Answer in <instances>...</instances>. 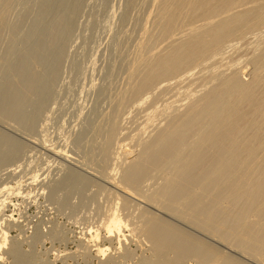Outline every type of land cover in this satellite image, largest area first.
Listing matches in <instances>:
<instances>
[{
  "label": "rangeland",
  "instance_id": "obj_1",
  "mask_svg": "<svg viewBox=\"0 0 264 264\" xmlns=\"http://www.w3.org/2000/svg\"><path fill=\"white\" fill-rule=\"evenodd\" d=\"M1 1H0L1 3L0 7L2 8L1 9L2 11L1 10L0 11L3 12L2 13L3 15L0 14V16H4L2 22L3 23L6 22V23L1 24L2 28L0 27V90L2 87L6 85L7 82H11V78H12L10 74L11 71L16 72L15 69H17V71L19 70V73H17L18 75L15 74L14 75L18 76V78L21 77L22 75L23 78H21V80H24V78L26 79L25 76H28V74L30 76L32 71L33 72L35 71L34 56H38L40 58L37 60L38 57H35V61L38 63V68H39L38 74L37 71H35L36 75L34 72L32 73L34 75L30 76V79L28 77L27 81L32 79L31 81L27 82L25 80L26 84L28 83L27 84L28 92L29 93L30 92L34 93L35 91L36 92L34 93L33 102H31L30 104L26 103L28 104V106L26 105V108H24L23 118L20 121L18 120V122L16 123L17 121L16 119L15 121L13 120V118H7L4 117L3 115H0V119H1L0 130L3 131V132L1 131L3 134L6 133L5 134L6 137H8L12 145L16 147V154H17L15 155L16 157L14 156L15 159L12 157L8 159L2 158L4 160H0V162L2 163L5 160H9V161H5L4 164L0 163V168H1L0 183L2 182L1 184H3L4 181H5L4 183L6 182L9 183L11 180L12 184L15 183L17 184L18 181L22 179L21 180L22 185L20 184V182L19 185H21L20 188L22 187L21 191L23 192L22 195L21 194L17 196L12 195L10 198L11 201H9L10 204L6 205L3 210L4 213L8 214V215L6 214L3 215V217L4 218H7L8 216L10 218L14 217L11 219L14 221V224H12L13 221L9 222L7 219L0 221V227L5 228L6 226L7 230H9L7 244H5L4 247H2V249L0 250V255H1V251L3 253L2 254L3 258L0 261V264H15V261L13 260L14 258L11 256V253L9 252L7 253L8 248L10 247L12 242L13 243L15 242L16 245L20 244L19 245L20 247L18 246L20 248L19 251L20 252L23 251L22 254H24V257H26L25 261H22L23 264H118V263L143 264L147 260H148L147 262L149 261L152 262L151 259H153L154 257L151 256L152 253H149L151 252V250L150 249L145 250L146 248H149V246L147 247L146 245L145 246L143 245L140 247L139 242H137L138 239L135 238L134 236H130L129 239H127L126 241L124 240L123 243L120 245L117 242L116 238L115 239L113 238V240L110 241L109 238H105L103 235H101V238L99 240L101 243H105V245L108 246V250L105 251L106 253H101L99 255L96 254L94 247L90 245L92 243L88 241L89 240L88 230L90 229V227L92 228L96 227L97 224L102 221L101 219L104 218L105 213L102 215L99 211L104 210L102 211V213L105 212L108 206L112 202V198L110 197V194L107 193H109V190H111L113 187L110 184H108L103 179V177H99L100 176L99 172L102 169L103 170L105 169L104 173L109 172V169H111L110 170L111 172L113 170H116L114 171L116 172L115 176H118L117 178H120L119 177L120 174L122 176L123 171L128 167V166L126 167V165H129L128 163H130L133 158L137 157V155H140V152H142L140 151L143 150L142 149L143 145L141 144H143V142L147 143L149 142V140L151 141L156 136L157 134L156 132H158V130L164 128L167 123L171 122L170 120H173L170 119L172 117L171 114L175 116L177 115V113L174 112L177 111L179 113V111L180 112H182V110L184 111V109L188 107L187 103L191 100V98L194 95L195 98L203 95L207 90L211 89V87L217 86V84L220 83L219 81H221L222 77H227V75L229 77L232 76L234 73V75L240 77L242 81L244 82L250 81L253 78L255 71L257 70L256 67L257 65L254 62V59L257 56L256 53L258 52L257 54H260L262 51L260 49H262V47L264 46L263 44L264 24L261 25L260 28L258 27L259 29L256 28L258 32L256 31V29H250L252 31L247 29V31L244 30L246 34L243 33L244 31L241 32V34H243L244 36L239 33L241 36L237 34L238 35L237 37V35L235 34L236 35L235 37L237 38L232 37L234 38V40L232 38H229L230 40L231 39L232 40L230 41L228 39L230 43L226 41L227 43H225V45L226 44L227 45L226 46L222 45V48H220L221 52L216 50L217 52H214L215 53V54L213 53L214 55L212 54L214 57L209 56L208 59L203 58L205 59L204 61L206 62H204L203 59L198 61L197 58H199V56H196L197 58L195 57L194 59H191L190 55L185 50L181 55L177 57V61L172 65L169 64L167 65L164 59L162 60V63H160L161 61L153 60L149 66V70L151 71V74L155 75L158 78H161L162 75L166 77L159 79L160 82L159 80H157L155 83H153V79H151L149 81V85L145 87L146 84L140 85L141 82L140 79L142 78L143 80L144 76L146 75L144 71L147 70V68H143V70L145 69L144 71L141 70L143 73L141 72L142 75L140 74L139 77L137 76L138 78H136L135 76L136 80H134L135 78L132 79L133 81H135V83L131 80L133 85L131 81L128 82L129 78H127L128 75L127 69H129L128 67H130L131 61L133 60V58H135L134 56L136 52L134 53V50L136 49L137 43L140 41V38L142 37V34L140 33L143 31L144 25L145 26L147 25V28H150V31L152 32L154 31L153 35L156 36L155 33H158L159 26L157 25L156 21L153 20L154 24H152L151 23L152 20L147 21L146 19L150 12L154 13V11H156V8H154V4L152 3L153 0H143V1L139 0V2L138 0L137 2L136 0L135 1L132 0L131 3H130L131 0H82L81 1L82 3L80 4V8L78 9V12L75 15L76 17H74L75 19L73 20V25L71 27L72 29H70L71 30L70 36L68 37V39L66 38L67 40H65L62 46L63 49L65 47L66 48L64 49L62 58H60L59 60L60 65L58 63H57L58 65L56 64L58 68V69L56 68L57 70L55 69V66L52 65V68L54 67L53 69L55 70L54 73L50 72L51 67H48L50 68V70L49 72H47L48 70L47 66H50L51 64H49L50 62L47 64L45 63L48 62L47 60L48 55L47 53H45L46 49L40 52L38 51L40 54H37V51L34 52V50L33 51L30 50L31 52L29 51V49H31L35 45L36 37L40 36L41 33L39 32L41 31L38 32L39 33L38 36H36L37 35L36 34L34 35L35 36L34 38L30 37L31 39L27 41L29 36L28 31L31 25L33 26L34 23L33 20L38 18L37 14L38 11H40L39 9L41 8L39 5L42 6L41 3L43 0H11L12 3H10V0H7V2L9 1V5L5 2L6 0H4V2ZM57 1L58 0H54L53 2L52 0L51 2L53 3L52 6ZM58 4L59 6L62 5V3H59V1ZM2 5H4V8ZM67 5L69 4L67 3ZM8 6L10 9L8 8ZM60 7L61 8L57 11V14H62V13L65 14L68 11V8L66 11V7L69 6H65V8L63 6ZM7 8L9 12L7 11ZM6 14L8 15L6 16ZM55 14L54 15L52 14L50 18H48L50 19L49 21L53 19L52 17L55 16ZM35 16L37 18H35ZM0 18H1L0 20H2L3 17ZM41 25H43V22ZM137 35H139L140 38H138L139 36ZM147 37L143 38L144 42L148 41ZM155 38L159 39L158 34ZM151 40L154 41L153 42L149 41L150 42L149 45L151 43H154L153 45L151 44V46L157 47L156 53L159 52L160 49H162L164 53L166 52L165 48L166 50H168L167 48H169L170 50V47H166L168 46L166 45L167 42L163 41L164 42L163 43L161 42V40L160 41L158 40L159 41L158 46L159 47L161 45L163 46L158 49L157 46L158 41L155 40L154 38ZM60 43L61 42H57L56 46L54 47L55 50L57 46L60 45ZM231 43L234 46H232ZM259 43L261 44L260 46L263 45L259 49L260 53L259 50H257L260 47ZM256 44L258 45V47ZM55 50H53L54 51L53 54L55 53ZM254 50L257 52L254 53ZM246 52L249 53L247 54ZM166 53H168V51ZM42 55H45L47 59L45 57L43 58ZM162 56H164V54ZM41 58H43L45 61H43ZM26 60L28 61L32 60L31 62L33 64H31L30 61L27 63ZM41 63H43V65L46 64L44 65L46 69ZM217 63H219L220 65ZM25 65H27L28 67ZM29 66H31L30 68L32 67L33 68L29 69ZM41 67L44 68L45 70L40 69ZM207 67H209L208 68L209 70L207 69ZM21 68L25 69L27 72L24 73L25 70H23L22 72ZM214 69L216 70L218 69V70L216 71ZM41 70L46 71L47 73L43 72L44 73L43 74ZM39 71L41 73H39ZM56 71L57 72L59 71L58 73L59 76L57 75ZM49 73L51 75H54L53 78H55L52 87L50 88L47 87L43 91L42 90L37 91L38 87L35 86L36 84L34 85V83H36L35 77L38 78V75L40 74L39 77H42L41 75H43L44 79L48 80L51 76ZM139 73L137 75H139ZM19 74L21 75L19 76ZM215 74L218 75L219 77L218 76L216 77ZM47 75L49 76V78H45ZM55 75L57 76V78ZM197 77H199V79ZM214 77L216 78L215 80ZM205 78L208 79V81H206ZM218 78H220V80H218ZM33 79L35 82H33ZM162 79L165 80V82ZM180 79L181 81L179 82ZM48 81H50V79ZM135 84L137 86H140V91H142L140 94L137 91H135L136 89ZM11 85L13 86L14 84ZM28 85L32 86L31 87L32 90H29L30 86ZM130 86L131 87L134 86L132 88L135 92L132 91ZM6 88H5L6 92L4 95H2V98L0 94V100L1 99L3 100L0 101L1 103L0 105H4L5 103H7V101L9 103L11 97L10 95L15 89V88L10 89V86L8 85ZM124 89L125 91L127 89L129 90L128 92L127 91L125 92ZM163 89L166 90L164 91ZM192 89L194 92L192 91ZM47 90L49 91L47 92ZM121 90L125 94H123ZM112 91L115 92L112 93ZM130 91H132V93H130ZM186 92L188 94L192 93L191 94L192 97L190 95L187 96L188 94ZM7 93L9 95H7ZM126 93L130 95H126ZM178 95H180L179 98L182 101L179 100V98L177 97ZM7 96H10L8 98L9 100H6L5 97ZM141 97L144 98V101L141 100L142 103L140 102L138 104V101ZM24 98L27 99L28 97L25 96ZM117 98H121L122 100L121 99L117 100ZM174 98H177V100L180 101V102L178 101L175 102L177 104V107L180 109L175 107L176 104L173 105L175 108L171 106L172 110L167 109V111L164 110L165 114L164 113L160 114L159 117L160 120L157 119V121H155L157 124L154 122L155 124L152 123L154 124V126H152V124L150 126L148 125L147 127L150 128L149 129L147 128L146 130L147 132L144 131L145 133L141 131L140 129L141 124L143 125L144 124L143 121H145L147 118V113L149 112L148 110L149 106L152 107L156 102L155 105L157 107L163 108L165 104H170V102L172 103L173 100H176ZM27 100L29 101V99ZM39 100L44 101V102L41 101L44 106L41 104ZM119 100L121 101L119 102ZM164 100L165 102L163 103L162 101ZM113 104H115V106ZM121 104H123L124 106ZM133 105H135V107ZM244 105H245L244 103L241 104V106ZM0 111L2 112V108L0 109ZM124 112L127 113L125 114ZM111 113L114 114L115 116L112 115ZM245 119H249V118H245ZM99 121L101 124L99 123ZM8 122L9 124H7ZM5 124L7 126H5ZM8 126H10L11 128ZM113 130H115V132ZM112 131L113 133L116 134V136H114L115 140L113 138ZM135 132L137 133V135L139 133L138 136L141 137L132 136V134H134ZM108 133L112 135L109 137L113 142L111 141L108 142V140H110L107 137ZM3 134H2L1 144L3 145L6 144L5 145L6 147L4 146L5 149L4 151H6V153L8 151L9 153H11L12 150L10 151V145H8L7 141L4 140L5 135ZM94 139L95 141H93ZM34 141H36L37 143H35ZM42 141L43 142L48 141L47 144L58 147V151H60V154L56 155L54 153L53 148L45 149L44 147H42L41 144ZM130 142L131 143L134 142V143L131 144ZM39 143L41 144V146ZM126 144L128 145L130 144V146L127 147H129L130 153L132 154L130 153L126 154L125 153L126 150H123V147ZM120 147L122 148L121 150ZM112 150H114V152ZM92 151H94L95 153L94 152L91 153ZM123 152L126 155L124 154V156H122ZM247 152L248 151L243 152V157ZM2 153L4 152L2 151L1 155H3ZM103 153L105 156L103 155ZM115 153L116 155H114ZM4 155L3 157L8 156V155L5 156ZM87 155L88 156L92 155V156L88 157ZM12 159L15 160V163ZM78 160L79 161L82 160V161L79 162ZM88 161L92 162L90 163V165L92 164L93 167L97 168V170L99 169V172L95 173L97 175L95 176L92 174L88 175L89 178L92 176L90 180L92 179V181L94 182L91 181V184L85 189V191H84V187H82V190H78L76 189L78 187H75L74 192H71L70 194L66 192L69 201L66 199V194L62 199H60V197L59 198L55 197L59 195V194H55L53 199L51 197L53 195L51 194V192H54V190L50 189L53 186V184L56 181H58L68 170L70 171L71 169L72 170L76 169V171H81L80 173L88 174L85 170L82 169L88 164ZM114 161H116V163ZM78 163L80 164L83 163V164L79 165ZM10 165L14 169H11ZM92 165L90 167H92ZM99 165H101L100 167L102 168H100ZM123 167L125 169H123ZM33 175H36L37 179L35 178L34 180L33 179L31 180L30 178ZM155 175L153 174L151 178L149 177L151 180L149 178H146L148 179V181H146V183L144 181L145 184L142 183L143 187L142 186L141 187L143 191L146 190L147 193L148 192L152 193L158 190L162 186V184L164 183L163 177L157 176L159 174H155ZM153 176L154 178H152ZM83 180L85 183H87L86 178ZM102 185L104 186V188L107 185L105 191H103L104 190L103 187H100ZM56 188L60 189V187L58 186ZM106 189H107V193L105 194ZM61 190H65V189L61 188ZM75 191L79 194H77ZM168 199L170 200V198L168 197L158 198L160 202L157 205L163 208V210L160 209L163 212L155 210V208L153 207L150 206L148 207L144 203H142V206L146 210L157 211V214L159 213L168 220H172L174 224L176 223V225L182 228L184 231L186 230V232L188 231L193 235L202 239V242L204 241V243L206 244L205 249L207 250V252L205 251L206 253H204L203 257L207 258L210 264H221L223 262L221 260L222 257L224 260L225 259L224 257L227 256H233L234 258L239 259L246 264H263L261 260L255 259V257H252L249 254V252H251V250H249V247L252 245L254 241H256L257 246L254 247L253 250H255L258 253L263 251L264 253V241H263L264 227L260 230H258L257 228L258 223L264 222V218H262L259 215L258 210H254L252 214L247 215V213H245L243 215L241 220H243L244 228L239 235L226 233L225 235H223L224 238L222 237L223 239H221L220 235L222 234H220L219 237L217 236L219 234V231H214V230H211V232L208 230H205L206 232H204V230L200 231L201 229L192 227V224H190L189 222H186L183 219L181 220L173 215L171 216L166 210H164L165 206L168 205L169 202ZM63 201H65L66 203ZM161 201L162 202L164 201L165 203H162ZM105 203L106 206H104ZM216 205L217 207H219L220 203L219 204L217 203ZM216 205L213 207V209L216 208ZM120 208H122V206ZM138 210L139 209L132 207L131 210H125L123 213L125 214L132 212V215L135 218V216H139V213L141 211ZM9 214L12 216H10ZM140 217H138V219H140ZM130 218L132 220L131 216ZM256 230L259 231V232L257 231L258 233L257 237L254 236V232ZM246 231H248L250 236V240L248 241L244 239ZM215 233L217 235H215ZM5 251L6 253H4ZM208 253L210 254V256L214 255V257L212 256L211 257L212 259H210V256L208 257L209 255ZM214 253L215 254L217 253L216 255L219 254V256L217 257V259L219 260L216 259L217 261H215L214 258L216 257V255ZM223 253L224 254L227 253L228 255L227 254L224 255ZM57 254H59L60 256ZM203 257L202 259L204 260ZM12 260L14 262H12ZM196 262L198 261L193 260L192 264H199V262L198 263Z\"/></svg>",
  "mask_w": 264,
  "mask_h": 264
},
{
  "label": "bare ground",
  "instance_id": "obj_2",
  "mask_svg": "<svg viewBox=\"0 0 264 264\" xmlns=\"http://www.w3.org/2000/svg\"><path fill=\"white\" fill-rule=\"evenodd\" d=\"M2 1L4 2V0H2ZM58 1H59V3H62V5H60V6H63L64 8H65V6H69V7H66V11H67V8H68V11L67 12L65 11L66 12L65 14L64 13L57 14V11L61 8L58 4ZM58 1L55 2V4L53 6H52L53 3H51L52 0H46V1L43 0L42 1V3H41L42 6L39 5L41 8L39 7L40 11H38V14H37L38 18L35 16V18H37V19L33 20L34 23H33V26L31 25V27L28 31L29 36L27 39V41H28L29 39H31L30 37L34 38L35 37L34 35L37 34L36 36H38V34L41 33L39 37H36L35 45L32 48L29 47V48H31V49H29V51L34 50V52L37 51V54H40L39 53L40 51H43L46 49L45 53H47L48 59L46 58L45 55H42V57L43 58L45 57L48 60V62H45L46 64L49 62H50L49 64H51L50 66H47V69H48L47 72H49V70H50V68H48V67H51V70H53V71L50 70V72H53V73L55 70L53 69L54 67L52 68V65L55 66V69H56L57 68L56 64L57 63L59 64V60L63 56V52H64V49L66 47L63 49L62 46H63L65 40H67L68 37L70 36V32H71L70 29H72L71 27L73 25V20L75 19L74 17H76L75 15L78 12V9L80 8V4L82 3L81 2L82 0H69V1L68 0H58ZM5 2L9 5V1L7 2V0H6ZM53 2H54V0H53ZM131 2H132V0L130 1V3ZM136 2H137V0H136ZM138 2H139V0H138ZM10 3H12L11 0H10ZM67 3L69 5H67ZM152 3L154 4V8H156V11H154V13L150 12L146 19H147V21L152 20L151 21L152 24H154L153 20L156 21L157 25L159 26V30H158V33H155V34H156V36L158 34L159 39H156L155 38L156 36L153 35L154 31L153 32L150 31V28H147V25L146 26L144 25V28L142 31L143 33L142 32L140 33V34H142V37L140 38V36L137 35V36H139L138 38H140V41L137 43V47L135 49L136 51L134 50V53L136 52V54L134 56L135 58H133L134 61L133 60L131 61L132 64L130 63V67H128L129 69H127L128 70L127 78H129L128 82H130L133 78H135V76H136V78H138L140 76L141 72L145 70V69L143 70V68H147V70L144 71L146 73V75L144 76L143 80H142V78L140 79V81H141L140 85L146 84L145 87H147L149 85V81L151 79H153V83H155L157 80H159L163 77H166V76L162 75L161 78H158L155 75L151 74V71L149 70V66L153 60L161 61L160 63H162V60L164 59L166 61L167 65L168 64L172 65L177 61V57L179 55H181L184 50L188 52L191 59H194L196 56H199V58L196 57L198 61L203 59V58L208 59L209 56L212 57L215 54L214 52H217V51L221 52L220 48H222V45H225V43L229 42V40H230L229 38L235 37L237 34H239V33L241 34L242 31H244V30L247 31V29H249V30L250 29H256V28L259 29L260 26L264 24V0H153ZM2 6L4 8V5H2ZM8 8H9V6H8ZM8 8H7V11H8ZM1 9L2 8L0 7V10ZM153 10H155V9H153ZM1 11H0V14L3 13ZM52 14L53 15L55 14V16L52 17L53 19H51V21H49L50 19H48V18H50V16ZM7 15L8 14H6V16ZM0 17H3L2 20H0V27L2 28L1 24H4L6 22H4V23L2 22L4 19V16H0ZM42 22H43V25H41ZM39 27H40V30H39ZM257 29H256V31H257ZM39 31H41V32H39ZM245 31L243 33H245ZM250 31H252V30H250ZM240 34H239V36L243 35V34H241V35ZM179 35H180V37H179ZM144 37L148 38L147 42L143 41ZM237 37H238V35H237ZM237 37H235V38H237ZM246 37H244V38H246ZM37 38H38V40H37ZM153 38L157 41L161 40V42H163V41L167 42L166 45H168V46H166V47H170V50H169V48H167L168 50H166V48H165V51L166 52L168 51V53H166V52L164 53V51H162V49H160V50L163 53H161L160 50H159L160 53L159 52L156 53L157 47L151 46V44L153 45L154 43H151L149 45V43H150L149 41H151V42L154 41V40H151ZM240 38H242V37H240ZM232 39L234 40V38H232ZM59 40H61V41H59ZM159 41L157 42V46L159 45ZM57 42H61V43H60V45L57 46V48L55 50L54 47L56 46ZM231 45H232V43H231ZM260 45L261 44L259 43V46ZM232 46H234V45H232ZM262 46H260L257 50H259ZM160 47H163V46L161 45ZM160 47L158 46V49ZM257 47H258V45H257ZM251 48H253V47H251ZM53 50H55L54 54H53V52H54ZM255 50H254V53L257 52ZM260 50H262L261 53H260ZM260 50H259L260 54H257L258 52L256 53V55L258 57L256 55H253V56H256V58L254 59V57H253V59H254L255 64L257 65V66L255 65L257 67V70L255 71V73L253 72L254 75L250 81L244 82L240 79V77L234 75V73H233V75L231 74L232 76L228 77V75H227V77H222L221 81H219L220 83L217 84V86L211 87V89L208 88L209 90H207L201 96L198 95L199 97L195 98L194 97L195 95L193 93V95H194L193 96L194 98H193L191 96L192 93L188 94L186 92L188 94L187 96L190 95L192 97L191 98L192 101L190 100L187 103L188 107L186 106L187 108L184 109V111L182 110V112H180V111H179V113L177 111L174 112V113H177V115L174 114L175 116H173V114H171L173 118L171 117L170 119H173V120L169 119L171 122L167 123L164 128L161 127L162 129L158 130V132H156L154 130L157 133L156 136L154 137L153 136L154 134H153L152 136L154 138L151 141L149 140V142H147V143L143 142V144H141V145H143L142 146L143 150H140L142 152H140V155H137V157L133 158L131 160V162L128 163L129 165H126V167L128 166L126 169L123 167V169H125V170L124 171L121 170V171H123V174H122V176L120 174V176H119L120 178H117L118 176H115L116 172H114V171H116V170H113L111 172L110 171L111 169H109V172L104 173L105 169L104 170L102 169L103 170V173H102V170L99 172V169L97 170V168L93 167L92 164H91L92 167H90L91 166L90 163H92V162L88 161V164L85 166L86 168L85 167L82 168L88 174L80 173L81 171H76V169L75 170L71 169L70 171L68 170L58 181H56L53 184V186L51 185L52 187L50 189L54 190V192H51V194H53L51 197L54 199L55 194H59L58 196H55V197H58V198L60 197V199H62V198H64V195L66 194V192H68L69 194L71 192H74L75 187H78V188H76L78 190H82V187H84V191H85V189L91 184V181H92V179L90 180V178L92 176L89 178L88 175L92 174L95 176V175H97L95 173L99 172L100 176L99 175L98 176L103 177V179L115 189V190L113 188H112L113 190L108 189L109 193H107V189H106L105 194L106 193L110 194V197L112 198V202L108 206L107 209L105 208L106 209L105 212L102 213V211H104V210L99 211L102 215L105 213L104 218L101 219L102 221L100 223H98L96 227H94V228L90 227V229L88 230V235H89L88 241H90L92 243L90 245H92V247H94L97 255H99L101 253H106L105 251L108 250V246L105 245V243H101L99 240L101 238V235H103L105 238H109L110 241H112L113 238L114 239L116 238L117 242L120 245L123 243L124 240L126 241L127 239H129L130 236H134L135 238L138 239V241L137 240L136 241L139 242L140 247L143 245L144 246L146 245L147 247L149 246V248H146L145 250L150 249L151 252H149V253H152L151 256L154 257V258L152 257L153 259H151L152 262H150V261L147 262L148 260L146 259L147 261H145L143 264H192L193 260L198 261L199 264H210L209 261L207 260V258L203 257L204 253H206L207 250L205 249L206 244L204 243V241L202 242V239H200L199 237L193 235L192 233H190L188 231L186 232V230L184 231L182 228L178 227L176 225V223L174 224L172 220H168L167 218L160 215L159 213L157 214V211L146 210L145 208H143L142 203H144L148 207L150 206V207L155 208V210L163 212L160 210V209L163 210V208H161L157 205L160 202L158 200V198H166V197L170 198V200L168 199L170 203L168 202V205H166V206L164 205L165 206L164 210H166L171 216L173 215V216H175L181 220L183 219L186 222H189L190 224H192V227H195L197 229H201L200 231H202V230H204V232H206L205 230H208L210 232H211V230L219 231V234L217 235L215 233V235H217L219 237V235L222 234V235H220L221 239L224 238L223 235H225L226 233L239 235L242 232L244 227H243V220H241V219L245 213H247V215H249V214H252V212L254 210H258L259 215L262 218H264V46ZM127 52H129V51H127ZM158 53H159V55H158ZM30 54H28V55H30ZM163 54H164V56H162ZM218 54H220V53H218ZM133 55H132V57H133ZM35 57H38V56H34V62H35L34 68L38 74L39 68H38V63L35 61ZM28 58H31V57H28ZM39 58L40 57H38L37 60ZM43 58H41V59L43 61H45ZM204 60L205 59H203V61ZM26 61L28 63L30 60L29 61L26 60ZM204 62H206V61H204ZM211 63H212V61H211ZM219 63H220V61H219ZM219 63H217V64H219ZM31 64H33V63L31 62ZM41 64L43 65V63H41ZM46 64H44V65H46ZM22 65H24V64H22ZM25 66H27V65H25ZM30 67L31 66H29V69L33 68V67L30 68ZM42 67L40 69L43 70L45 68V66H44V68H42ZM209 67H207V69ZM11 70H13V69H11ZM15 70H16V72L15 71L10 72L11 77H12L11 82H7L6 85L4 87H2L0 90V94H1V98H2V95H4L6 92L5 88L7 87V85L10 86V89L15 88L14 91L10 95L11 97L10 96L5 97L6 100H9L8 98L10 97L11 101L9 100V103H8V101H7V103H5V101H4L5 104L2 103L4 105H0V109L2 108V112L0 111V115H3L4 117H7V118H13V120L16 119L17 121L16 120L15 121L17 123L18 120L20 121L23 118L24 108H26V105L28 106V104H26V103L30 104L31 102H33L34 93L36 92L35 91L36 89L34 88L35 89L34 90L35 92L33 91L34 93H32V92L29 93L27 90V84L28 83L26 84L28 77L30 79V76L34 75L32 73H34L35 71L34 72L32 71V73L30 72L31 73L30 76L27 73L28 76H25L26 79L24 78V80H21V78H23V76L21 74H19V76L21 75V77H19V78H18V76H15V75H18L17 73H19V70L18 71H17V69H15ZM21 70L23 72V70H25V69L21 68ZM42 70H41L42 73L46 72V71H42ZM214 70H216V69H214ZM26 72L27 71L25 70L24 73H26ZM41 72L39 71V73H41ZM20 73H21V71H20ZM58 73H59V71L57 72V75H58ZM138 73H139V75H137ZM35 75H36V72H35ZM39 75H38V78L34 76L36 78V80H35L36 83H34V85L36 84L35 86L38 87L37 91L38 90L43 91L47 87L48 88L52 87V84L54 83V79H55V78H53L54 75L50 74L51 75L50 78L48 75H47L48 77L47 76L45 77V78H49L50 81H48L49 79L45 80L43 75H41L42 77H39ZM212 75H214V74H212ZM217 76L218 75H216V77ZM56 78H57V76H56ZM136 78L134 80H136ZM197 78L199 79V77H197ZM164 79H166V78H164ZM167 79H169V78H167ZM215 79L216 78L214 77V80ZM31 80H29V81H31ZM218 80H220V78H218ZM29 81H27V82H29ZM35 81L33 79V82H35ZM132 81H131V83H132ZM163 81L165 82V80H163ZM180 81H181V79L179 80V82ZM206 81H208V79H206ZM133 82L135 83V81H133ZM159 82H160V80H159ZM206 83H208V82H206ZM11 84H14L15 86L14 85L12 86ZM183 84H184V82H183ZM132 85H133V83H132ZM186 85H188V84H186ZM214 85H215V83H214ZM28 86H30V85H28ZM32 86H30V88ZM132 87H134V86H132ZM132 87L130 86L132 91H134ZM30 88H29V90H32V88L31 89ZM188 88H189V86H188ZM128 90L129 89H127L126 91L128 92ZM48 91L49 90H47V92ZM124 91H125V89H124ZM132 91H130V93H132ZM135 91H137L139 94L142 92V91H140V86H137V85H136ZM192 91H193V89H192ZM113 92H115V91H112V93ZM190 92H191V89H190ZM122 93H123V91H122ZM123 94H125V93H123ZM139 94H137V95H139ZM7 95H9V94L7 93ZM22 95L24 97L25 96L28 97L27 99H29V101L26 98H24ZM126 95H130V94L126 93ZM137 95H134V96H137ZM182 95H184V94H182ZM179 96L180 95H178L177 97L179 98ZM170 97H172V96H170ZM118 99H121V98H117V100ZM174 99H176V100L172 99L173 100V101L171 100L172 103L170 102V104H165V105L163 104L165 102V100L162 101L163 102L162 104L164 105L163 108L157 107L155 105L156 102L152 106L153 108L150 106H149V108L147 107L149 112L147 113L146 120L144 119L145 121H143L144 124L143 125L141 124V128L139 127L141 129V131L147 132L146 131L148 128L147 126L148 125L150 126L152 123L157 121V119H159V117H160V114H162V113L165 114L164 110L167 111V109L169 110L172 107H174L173 105H175L176 104L175 102L178 101L177 98H174ZM121 100H119V102ZM141 100L144 101V98L141 97L138 101V104L140 102L142 103ZM179 100H180V98H179ZM156 101H158V100H156ZM180 101H182V100H180ZM180 101H178V102H180ZM42 102H44V101H42ZM42 102H41V104H42ZM242 103H244L245 105L241 106ZM110 104H111V102H110ZM113 105L115 106V104H113ZM121 105H123V104H121ZM133 106L135 107V105H133ZM175 107L178 108L177 104ZM160 108H162V109H160ZM178 109H180V108H178ZM178 109H175V110H178ZM131 111H132V109H131ZM112 115H114V114H112ZM167 116H169V115H167ZM245 118H249V119H245ZM99 123H100V121H99ZM7 124H9V122ZM154 124H152V126H154ZM5 126H7V125L5 124ZM10 126H8V127H10ZM160 126H161V124H160ZM113 128H114V126H113ZM1 131L2 130H0V155H1V152L3 151L5 153V155H8V156L6 157L4 155V153H2L5 157H3V155H1L0 160H4L5 158H7V159L12 158V157L14 158V156L17 155L16 154V147L13 146L12 143L10 142V140L8 139V137H6V135H5L6 133L4 132L5 134H3L2 133L3 131L2 132ZM113 131L115 132V130H113ZM113 131H112V133H113ZM2 134L5 135L4 140H6L7 144L10 145V151L12 150L11 153H9V151L7 153H6V151H4L5 150L4 146L6 144L5 145L1 144ZM130 134H131V132H130ZM112 135H113V138H114V136H116L115 133H113ZM112 135H110L108 133V136L107 135L106 136L110 139L109 136H112ZM138 135H139V133H138ZM138 135L136 132L134 134H132V136H135V137ZM138 137H141V136H138ZM132 138H134V137H132ZM92 139H93V137H92ZM95 139L93 141H95ZM129 139H130V137H129ZM114 140H115V138H114ZM109 141L113 142L111 139L108 140V142ZM116 141H117V139H116ZM142 141H143V139H142ZM34 142L37 143L36 141H34ZM47 142L48 141H46V142L42 141V143H41L42 147H44L45 149L53 148L54 153L56 155L60 154V151H58V147H55L53 145L51 146L50 144H47ZM16 143H18V142H16ZM127 143H128V141H127ZM133 143H131V144H133ZM136 143H138V142H136ZM41 144H40V146H41ZM8 145H7V147H8ZM127 146H130V144L124 145L123 150H126L125 153L129 154L130 149ZM121 149L122 148L120 147V150ZM7 150H9V149H7ZM104 151H106V150H104ZM112 151L114 152V150H112ZM245 151H248V152L243 157V152H245ZM93 152L94 151H92L91 153H93ZM117 152H118V150H117ZM125 153L123 152V155L122 154L121 155L124 156ZM130 154H132V153H130ZM103 155H104V153H103ZM114 155H116V153ZM90 156H92V155H90ZM90 156H88V157H90ZM2 158H4V159H2ZM17 158H16V160H17ZM84 159H85V156H84ZM90 159H92V158H90ZM19 160H21V159H19ZM5 161H9V160H5ZM13 161L15 163V160H13ZM81 161H79V162H81ZM4 162L3 163L0 162V163L4 164ZM114 162L116 163V161H114ZM83 163H81V164H83ZM10 164H11V162H10ZM78 164L81 165L80 163H78ZM100 166L101 165H99V167ZM10 167H11V169H14V168H12L11 165H10ZM19 167H17V168H19ZM100 168H102V167H100ZM3 169H4V167H3ZM0 170H1V168H0ZM117 170H118V168H117ZM95 171H97V172H95ZM16 172H17V170H16ZM12 173H14V172H12ZM40 173H41V171H40ZM153 174L154 175L159 174L157 176L163 177L164 183L162 184V186L160 185L161 187L158 190H156L155 192H152V193L148 192L147 193L146 190L145 191L142 190V187H143L142 185L145 184L146 181H148V179H146V178H149V177L151 178V176ZM35 178H36V175H33V176H31L30 179L34 180ZM82 178L83 179L86 178L87 183H85ZM152 178H154V176ZM21 180H19L17 184L16 183L12 184L11 180L9 183L8 182L4 183L5 181L3 182V184H1L2 182L0 183V221L4 220V219L5 220L7 219L9 222L13 221L11 219L14 217H12V218H10L9 216H8L9 218L3 217V215L6 214V213H4L3 210H4V207L6 205L10 204L9 201H11L10 198L12 195L17 196V195L23 194V192L21 191L22 187L20 188V186L22 185ZM144 181H145V183H144ZM19 182L21 185H19ZM92 182H94V181H92ZM57 186L60 187V189H57L56 188ZM106 186H105V188H106ZM100 187H103V189H104L103 191H105V188L103 185ZM61 188H64L66 191L61 190ZM63 191H64V193H63ZM77 194H79V193H77ZM128 194L131 196H129ZM67 197L68 196L66 194V199L68 200ZM67 200H66V202H67ZM63 202H65V201H63ZM105 202H106V200H105ZM162 203H165V202L163 201ZM217 203L218 204L220 203L219 207H217V205H216ZM67 204H70V203H67ZM119 204H121V205H119ZM215 205H216V208L213 209V207ZM104 206H106V203ZM121 206H122V208H120ZM132 207L141 210L139 213V216H135V218H134V216L132 215V212L125 213V214L123 213L125 210H131ZM102 209H104V208H102ZM6 215H8V214H6ZM10 216H12V215H10ZM130 216L132 217V220H131ZM138 217H140V219H138ZM99 221H100V219H99ZM12 224H14V221ZM1 225H3V224H1ZM263 227H264V222L258 223V226H257L258 230L262 229ZM197 229H195V230H197ZM258 230H256L254 232V236H256V237L258 236V233H257ZM263 233H264V228H263ZM8 234H9V230H7L6 226H5V228L0 227V250L2 249V247H4L5 244H7ZM244 239L247 241L250 240V236H249L248 231H246ZM19 245L18 244L16 245L15 242L14 243L12 242L10 247L8 248V251H7V253L8 252L11 253V256L14 258V259L13 258L12 259L15 261V264L22 263V261H25V258H26V257H24V254H22L23 251L22 250H21L22 252L19 251V249H20ZM256 246H257V243H256V241H254L252 243V245L249 247V250H251V252H249V254L252 257H255V259L261 260L264 264V253H263V251L258 253L255 250H253L254 247H256ZM4 253H6V251ZM209 253H211V252H209ZM2 254L3 253L1 251L0 261L3 258ZM219 254L216 255V257L214 258L215 261L219 260V259H217ZM226 254H224V255H226ZM8 255H10V254H8ZM57 255H59V254H57ZM129 256H131V255H129ZM209 256H210V254L208 255V257ZM212 256L214 257V255H211L210 259H212L211 258ZM202 257L204 258V260L202 259ZM224 258L225 259L223 260V257H222L221 260L223 262L221 264H246L243 261L234 258L233 256H227ZM13 260H12V262H14ZM149 260H150V258H149ZM198 262H196V263H198ZM26 263H28V262H26Z\"/></svg>",
  "mask_w": 264,
  "mask_h": 264
}]
</instances>
